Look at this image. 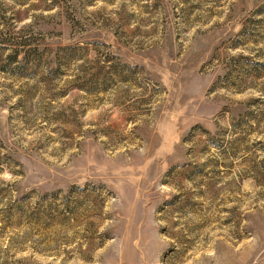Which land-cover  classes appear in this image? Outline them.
<instances>
[{
	"label": "rangeland",
	"instance_id": "rangeland-1",
	"mask_svg": "<svg viewBox=\"0 0 264 264\" xmlns=\"http://www.w3.org/2000/svg\"><path fill=\"white\" fill-rule=\"evenodd\" d=\"M0 264H264V0H0Z\"/></svg>",
	"mask_w": 264,
	"mask_h": 264
}]
</instances>
